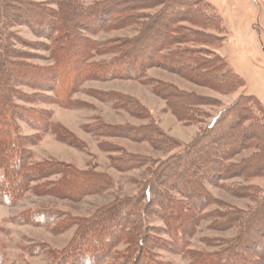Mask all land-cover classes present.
Returning <instances> with one entry per match:
<instances>
[{
	"label": "trees",
	"instance_id": "trees-1",
	"mask_svg": "<svg viewBox=\"0 0 264 264\" xmlns=\"http://www.w3.org/2000/svg\"><path fill=\"white\" fill-rule=\"evenodd\" d=\"M56 4L55 8L47 0H0V201L8 205L17 202L28 189L61 191L74 187L80 179L88 181L79 191L82 197L113 185L109 176L93 169H79L56 160L35 161L29 147L41 132H51L76 148L83 147V142L50 121L47 111L22 103L38 100L73 107L76 104L72 96L85 81L127 79L149 84L176 117L195 122L204 98L148 78L147 69L154 65L167 68L168 61L189 66L178 73L198 84L207 85L215 79L217 88L227 92L243 85L238 73L227 68L223 58L207 47L218 40L208 30L219 31L221 22L203 12L202 0H94L88 6L81 0H57ZM158 7L161 9L155 14L147 12ZM17 25L27 26L48 42H28L11 31ZM134 25H139V30L130 37L103 42L91 38ZM17 44L32 51H49L52 64L29 62L36 54L18 49ZM104 54L113 56L94 60ZM21 86H29L36 93H25ZM96 94L102 101L150 121L145 126L128 128L136 133L134 136L123 132L127 126L102 122L92 127L95 133L127 135L160 150L182 146L160 129L136 98L117 91ZM19 122H26L36 134L24 135ZM248 147H254L255 152L232 162ZM122 154L113 158L116 169L148 165L149 178L143 183L142 195L116 199L79 224L72 217L64 222L60 219L62 227L76 224L78 232L67 248L54 252L51 264H161L155 255L157 249L183 252L190 256V264H264V188L254 185L237 187L234 192L256 200L254 207H230L212 214L216 218L213 228L225 231L237 226L235 236L212 238L215 249L210 251L186 249L200 218L211 215L202 213L204 209L217 203L206 190L207 182L264 174V107L258 99L239 97L219 112L206 131L164 161ZM31 182L35 184L30 186ZM53 213L55 223L61 214ZM149 215L161 219L164 226L151 227ZM158 230L168 238L154 234ZM119 241L128 245L124 251L114 250ZM3 260L0 246V264Z\"/></svg>",
	"mask_w": 264,
	"mask_h": 264
},
{
	"label": "rangeland",
	"instance_id": "rangeland-1",
	"mask_svg": "<svg viewBox=\"0 0 264 264\" xmlns=\"http://www.w3.org/2000/svg\"><path fill=\"white\" fill-rule=\"evenodd\" d=\"M94 0H81L88 6ZM188 1V0H187ZM52 7H57V0H47ZM203 12L220 19V30H208L217 35L216 43L207 47L223 58L227 68L238 73L243 85L236 90L227 92L217 88L218 80L210 84H198L179 74L187 71L189 66L175 65L165 61L167 68L153 66L147 69L146 75L156 81H161L178 87L188 93H195L204 98L198 107L196 121H185L176 117L167 106L166 100L156 95L149 84L135 80L113 79L109 81L87 80L72 96L76 106L62 107L51 102L22 103L37 109L45 110L58 125L65 127L75 138L83 142V147L76 148L67 141L59 140L51 132H41L33 145L29 147L35 161L56 160L73 164L79 169H93L110 177L113 185L103 192H89L83 197L79 191L85 188L84 179H80L74 187L61 191L40 189L35 192L28 189L14 204L8 205L0 201V246L4 253L2 264H51L55 251H62L73 241L78 226L82 220L92 218L102 208L116 199L134 198L142 195L143 183L149 178L148 165L137 169H116L113 158L125 154L154 158L161 162L171 155L178 154L189 145L202 131H206L209 123L218 116L224 108L233 104L241 96H253L264 107V0H202ZM161 7L148 10L150 14L157 13ZM139 25L123 29H111L91 35V38L103 42L117 37H130L137 33ZM18 36L28 42H48L37 37L25 25L11 28ZM18 49L36 54L29 62L41 66L52 64L49 51H33L16 45ZM173 48V47H171ZM167 52V50H166ZM38 54V55H37ZM37 56V57H36ZM113 54L95 56L94 60L109 59ZM171 68V69H169ZM21 90L31 94L35 89L21 86ZM117 91L136 98L151 114V118L166 134L181 142L182 146L174 149L160 150L147 141H136L127 135L100 136L92 127L102 122L108 125L127 126L123 132L133 135L128 128L141 127L150 120L132 115L125 109L115 107L111 102L102 101L96 92ZM36 93V92H35ZM48 96L49 93H47ZM50 101V100H49ZM21 103V102H20ZM26 136H33L36 130L26 122H19ZM92 130V131H90ZM101 134V133H100ZM113 134V133H112ZM134 136V135H133ZM138 137V135H136ZM118 148V149H117ZM255 152L254 147H248L232 159L237 163ZM8 153H6L7 155ZM58 178V177H56ZM42 182V181H41ZM82 182V183H81ZM88 183V181H86ZM35 182H31L33 186ZM248 185L264 188V174L253 177H235L223 179L219 183H206L207 192L217 201L207 206L202 213L211 214L202 217L195 226V231L189 238L187 250H213L214 239H227L239 231L235 226L221 231L213 228L215 210L224 211L230 207L249 210L256 205V200L235 194L237 187ZM88 187L91 184H87ZM94 187H90L93 189ZM53 211L61 214L52 223ZM151 214V211L148 213ZM67 217L75 220V225L62 227L58 224ZM61 219V220H60ZM50 221V222H49ZM148 224L157 229L164 223L157 217L149 215ZM189 226V225H188ZM163 238H168L164 232L154 231ZM112 237V235H110ZM126 242H117L114 250L124 251ZM155 255L161 264H190L191 258L183 252H171L157 249Z\"/></svg>",
	"mask_w": 264,
	"mask_h": 264
}]
</instances>
